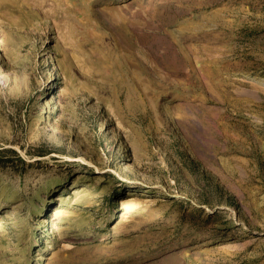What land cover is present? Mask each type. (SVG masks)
<instances>
[{"label": "rangeland", "instance_id": "rangeland-1", "mask_svg": "<svg viewBox=\"0 0 264 264\" xmlns=\"http://www.w3.org/2000/svg\"><path fill=\"white\" fill-rule=\"evenodd\" d=\"M0 264H264V0H0Z\"/></svg>", "mask_w": 264, "mask_h": 264}]
</instances>
